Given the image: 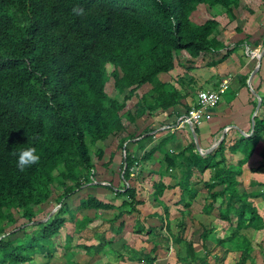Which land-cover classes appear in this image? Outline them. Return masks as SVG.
Here are the masks:
<instances>
[{
    "label": "trees",
    "instance_id": "obj_1",
    "mask_svg": "<svg viewBox=\"0 0 264 264\" xmlns=\"http://www.w3.org/2000/svg\"><path fill=\"white\" fill-rule=\"evenodd\" d=\"M239 1L0 0V264H26L37 255L47 258L43 263L47 264L61 247L65 256L71 248L99 253L111 246L115 239L112 234L98 237L96 246L77 245L74 238V233L92 221L86 216L78 219L77 211L94 210L97 219L102 212L114 208L113 204L93 196L81 200L76 209L68 204L92 181V146L124 130L120 112L143 85H151L150 99L144 95L138 98L137 117L157 109L165 112L186 98L188 93L161 82L158 75L172 71L181 52L197 58L222 48L214 37L218 22L211 18L198 25L191 21V14L202 4L209 8L220 6L233 20L232 11ZM109 77L118 94L126 93L123 101L105 92ZM245 81L246 77L243 84ZM254 93L261 96L255 89ZM260 100L259 111L264 116V98ZM253 120L252 135L239 138L228 148L231 154H242L235 165L224 154V141L202 157L190 146L174 154L167 149L168 140L164 138L142 156L143 160L149 159L159 151L163 171L175 179L173 186L162 181L154 183L153 201L159 203L166 191L178 188L180 198L174 205H181L183 211L190 208L198 193L190 182L193 175L202 178L208 173L203 188L209 203L203 211L210 214L216 209L230 226V214L233 215L232 231L218 244H227L239 253L235 264L255 263L254 246L246 232L264 236V211L260 214L254 204L256 200L264 203V183L251 180L249 187L259 189L239 190L244 181L241 167L264 135V117L255 116ZM132 138L135 137H122L118 145L124 151L122 162L119 155L124 181L139 159L124 146ZM143 139L150 141L151 136ZM27 146L36 149L39 160L20 169L13 152ZM102 154L98 150L94 156L100 159ZM114 158L115 154H111L109 161ZM58 178L62 186V194L57 197L59 208L46 221H40V206L49 202ZM114 194L113 199H121V203L114 217L107 220L106 229L121 231L124 229L121 218L136 211V206L143 202L137 199L135 188L123 186L115 189ZM183 211L180 219L166 222L165 231L173 244L184 240ZM15 214L22 221L21 226L6 231L8 224L17 223ZM165 215L169 217L168 207ZM27 225L35 229L27 232ZM63 227L69 231L57 246L53 238L60 235ZM142 231L141 226L136 233ZM207 232L203 231L199 237L203 243ZM12 235L21 237L17 240ZM156 249L153 247L141 259L128 257L125 261L153 264ZM260 252H264V246ZM183 259L188 264L206 263L205 256L194 250L190 240L185 241Z\"/></svg>",
    "mask_w": 264,
    "mask_h": 264
},
{
    "label": "crops",
    "instance_id": "obj_2",
    "mask_svg": "<svg viewBox=\"0 0 264 264\" xmlns=\"http://www.w3.org/2000/svg\"><path fill=\"white\" fill-rule=\"evenodd\" d=\"M200 6H204V5L203 4L199 5L190 16L191 21L198 25L203 24L207 20L206 19L204 21H198L197 19H194V16H197V10ZM261 15H263L261 18L262 24L258 22L256 23L252 22L248 24L245 29L244 28L241 29L240 27L242 31H240L239 34H235L234 30L236 31L237 29L233 28L232 30L228 31L230 33L228 37L225 36L221 37L218 35L217 36L214 35L215 39L222 44V48L219 51L209 52L197 58H191V62L189 61L190 66L194 68L189 66L184 68L189 76H185L186 78H184V76L181 75V77L183 78H181L182 80L178 82L177 88L175 87L177 90L181 91L182 93L185 94L188 93L187 97L182 99L178 105L174 106L173 108L165 112L161 111L160 109H157L158 114L156 119L158 121L157 122L158 124H156L157 128H154L153 132H150L145 135L137 136L135 138H132L131 140L127 139L125 141L124 146H126L127 150L129 149L130 153H133L134 155L137 156V158H139L138 160H136L134 166L131 169V172H133V174L131 175L133 176L132 179L129 178V180L124 181L122 179L123 176L122 173L118 174L114 172L112 165L114 167H118V166L120 167L121 165L118 156L120 155V153L117 154L118 146H115L114 150L116 151L111 153V154H115V158L113 162H110L109 161L110 158H109L108 162L109 164L111 163L112 164L110 165V169L107 170L106 175L105 176L101 175L99 182L96 184L94 183L86 184L76 195H74L68 201L71 205L70 208L76 209L81 200H85L88 196H93L94 198L103 200L104 202H109L114 205L113 209L104 212L117 213V207L120 205L121 200L117 199L114 201L113 199L115 195L114 190L120 189L122 182H124L126 184L129 183L131 185L134 184L133 187L130 186L129 184L128 186L126 185L127 187L134 188L136 187V185L140 186V188L136 190L137 199L143 202L139 206L145 209L146 212L144 214L145 216H141V220H138L136 218L138 221L135 220L134 222L135 227L133 228V230L132 229L124 230L126 225L122 217L121 221L124 223V229L121 231L106 230V229L103 230L82 229L81 231H78V233L72 232L75 234L74 238L76 239L75 242L77 243V245L80 244L79 243L80 241H83L85 243H82L81 246H96L98 244V237H100L101 235L108 236L110 234L115 236V241H116L119 240L121 237L123 238V236H126V234H132L134 232H137V229L142 226L143 231L140 233V235L146 234V239H148L147 235L153 236V240L152 239H149L150 241L145 240L150 242L148 253L151 251L153 247L156 246L157 249L155 250L154 255L155 257L157 255L156 261L158 262V264L175 263V262L172 263L171 262L172 260L167 258L165 252L161 250L166 248L167 244L165 243V240H163L164 238L163 231L159 232L158 230L164 227L163 230L165 234L168 235V233L165 231L167 219L169 221L174 222L181 218L180 212L183 211V208L181 207V205L178 206L174 205L175 202H177L180 198V191L178 188H173L169 191H166L163 197L161 198V201L163 202L164 205L163 207L157 202H154L152 198V191H153L152 185L154 183L162 181L165 185L173 186L175 184V179L171 178L168 174H166L165 170L161 172L160 162L162 155L161 153H159V151H156L149 159L143 160L142 156L153 147V145L149 146V144L151 145V143H154L155 145H157L162 139L166 138L168 140L167 143L169 145L167 149L172 150L174 154H176L182 148L190 146L192 147L194 153L202 157H206L209 154H211L214 150H216L218 145L222 141H224V146H225L224 154L229 158L230 163L235 165L237 164L238 161L242 159V154L240 152L231 154L229 153L228 148L232 144H234L239 138L241 137L247 138L252 135L251 134L253 131L252 116L255 110L254 102L256 101L257 103V98L253 95L252 91L254 92V89L257 90V92L261 95L260 98L261 97L264 98V30H263L264 13ZM257 51L258 54L256 58H253L252 60V56H254V54ZM226 53H229L227 55V58H225L221 62H218L219 58H221ZM261 54L262 56L259 62V56ZM212 62H217V63L215 65H211ZM178 66L182 67V65H179L176 60L175 67L170 72H173ZM257 66L258 68L254 73V75L252 76L249 84L248 83L249 77L254 72ZM169 73L159 74L158 78L160 75H167ZM245 77H246V81L245 84H243V78ZM222 82H227L228 88L223 94L225 96L222 95V99L220 100V102L215 106L206 108L202 119L195 126L184 125L181 128L178 127L177 120L182 115L186 114V112L189 111L192 107L196 106L197 93L200 91H214L218 88V86ZM147 85L149 84H145L142 87ZM145 115H147V113H145L143 116ZM256 116H258L259 118L264 117L262 115V111L259 110ZM148 127H153V126L150 125ZM145 136H151V140H150L151 142L147 143L145 147L141 146L142 144L137 145V143L139 141L141 142L142 138ZM109 137H113V135ZM122 152L124 153V151ZM138 155L140 156L138 157ZM241 168L243 172L241 175L242 180H244L247 177L251 179V175H253L254 178L252 177L251 179L252 181L264 183V135L262 136L256 147L254 148L253 153L250 155L246 163H244ZM91 178L94 179L92 176ZM208 178H209L208 173L206 175H203L202 178H198L195 175H193L190 182L198 190L197 195L199 194L202 195V204L199 207V212L201 213V215H204L205 217H210L216 211V213H218L217 214L218 217L219 212L216 209L212 210L210 214H205L203 211L205 210V207L209 203V201H206L207 194L203 188V183L204 181L208 180ZM146 188H148V190ZM90 192L92 193V195L90 194ZM196 197L194 201L196 200ZM194 201L192 202L189 209L183 211V216H185L183 221L186 225L183 235L184 240L178 244H173L172 239L170 238V236H168L170 244L175 247H178V249H180L182 245H185V241L188 240L191 241L192 237H190V239L188 238L189 232L190 235H192V232H195L193 228V222H194L193 218L195 214L192 210L194 207ZM254 204L259 211L258 205H256V201ZM166 207L169 208L168 218L165 215ZM151 209L153 210L152 212ZM138 210L139 209H136V211L125 216H132L135 214H137L138 216V213L140 212V210L139 211ZM263 211H264V206L259 211L260 214H262ZM80 212H83V217H81L80 219L84 218L86 216L84 213H88V212H92L91 222H93V220L95 219L94 216L96 214L94 210L81 209L77 211L76 216ZM104 212H102L100 214V217L97 218V220H99L100 222L101 221L103 222L106 218V216H104L103 214ZM77 218L79 219V217ZM144 221H146V223H143ZM148 227H151L149 230H151L152 232L147 230ZM203 231H208L207 232V236H208L211 230H201L199 237ZM248 233L255 234L254 232H246L247 236ZM82 234L91 235L92 238L86 240L82 237L83 236ZM65 235H64V239H65ZM141 238L145 239L142 236ZM199 240L202 245L201 249L205 254L209 250L207 248V245H209L210 242L209 240L207 241V237L204 243L201 241L200 238ZM106 249L107 248L105 247L99 253L95 252V250H92L93 255L91 256L87 255V253L90 250L86 251L85 249L79 248L77 249V251L84 252V256L86 260H89V262L87 261L85 263L94 264L100 262L99 260L104 259L105 253L104 254L102 253L104 252V250L106 251ZM111 249L113 250V248ZM108 251H110V248H108ZM67 254L65 255V257L68 256ZM158 256H160V258H158ZM118 258L121 261H125L127 257L125 256L123 259L121 257ZM134 259H141V257L139 258L136 257ZM159 259L161 260L158 261ZM162 260H166V262ZM124 263H128V261H125Z\"/></svg>",
    "mask_w": 264,
    "mask_h": 264
},
{
    "label": "rangeland",
    "instance_id": "obj_3",
    "mask_svg": "<svg viewBox=\"0 0 264 264\" xmlns=\"http://www.w3.org/2000/svg\"><path fill=\"white\" fill-rule=\"evenodd\" d=\"M234 18L233 20L230 19V17H228L227 13L225 12L224 8L217 6V7H213V8H209L207 6H200L197 10V16H194V19H197L198 21H204L206 19H211L214 18L219 26L217 28V31L215 33V36H225L228 37L229 36V30H232L233 28L237 29L236 31L234 30L235 34H239L240 31H242V28H246V26L252 22H258L260 24H262V16L261 14L264 13V0H240L239 1V5L237 8H235L232 11ZM197 17V18H196ZM253 18V19H252ZM241 27V29H240ZM263 28V27H262ZM264 30V29H263ZM258 54V51L254 54V56H252V60L253 58H256V55ZM177 63L179 65H182V67H177L173 72H170L167 75H160L158 79L161 80V82L163 81V83H167L169 85H172L174 87L177 88L178 86V82L180 80H182L181 75L184 76V78H186L185 76H189L186 73V70L184 68L186 67H192L190 66V62H191V58L188 56V54L181 52L180 54H178V56L176 57ZM190 61V62H189ZM194 68V67H192ZM110 67H108V72H110ZM185 80V79H184ZM186 81V80H185ZM227 84V82H226ZM228 85V84H227ZM205 89V88H203ZM150 91H151V85H147L144 86L142 88H139L135 94L129 98L126 102H125V107L124 109L120 112V115L122 117V122L124 124V130L116 133L113 135V137H108L105 141L103 142H98L96 143L94 146H92L91 151H92V160H93V164H94V169H93V175L92 177L94 178V181L92 180L90 183H98L100 180V176H105L107 173V170L110 169V165L108 160L110 158V154L112 152H115L116 150H114L115 146H118L120 141V138H128V137H137L140 135H145L148 134L150 132H153L154 128H157L156 124H158L157 122V110L153 111L145 116L142 117H137L135 115V111L137 109V100L139 97L141 96H146L148 99L149 95H150ZM105 92L107 93L108 96H110L111 98H115L116 100H118L119 102L123 101V97L126 96V93L123 94H118V92L114 89L113 87V79H111L110 77L108 78L106 84H105ZM135 96V98H134ZM225 96V95H223ZM222 99V98H221ZM152 125L153 127H148ZM144 138V137H143ZM151 141H149V139L147 140H142L141 142L139 141L137 143V145H141V146H145L147 143H149ZM127 144V143H126ZM154 145V143H151V145L149 144V146ZM169 146V145H168ZM101 151L102 157L100 159H97L96 156H94L96 154L97 151ZM117 154L120 153V161L123 159V155L124 153L122 152V149L117 148ZM129 151V149H128ZM119 156V155H118ZM140 155H138L139 157ZM122 162V161H121ZM106 164V165H105ZM103 165V166H102ZM105 165V166H104ZM160 162V167H161V172H163V165ZM116 166V165H115ZM113 167L114 172L118 173V174H123L122 168L121 166L118 167ZM133 174V172L130 173L129 178H133V176H131ZM54 176L55 178L58 177L57 172H54ZM97 177V178H96ZM253 175H251V179H252ZM129 178L127 180H129ZM254 178V177H253ZM248 177L244 179V181L242 182L241 186H239V190L240 191H254L255 189H259L256 187H249L248 182L251 180ZM59 178L55 180V182L53 183L52 186V195L51 198L49 200V202L44 203L42 206H40L39 209V219L40 221H46L49 217V214L52 212H55L58 208L57 206V197L59 195L62 194V186L59 183ZM129 184V183H128ZM128 184L122 182L121 188L125 185L128 186ZM130 186L133 187L134 184H129ZM136 190L138 188H140V186L136 185V187H134ZM148 190V188H146ZM144 192V190H143ZM146 192V190H145ZM90 194L92 195V193L90 192ZM117 200V199H116ZM121 200V199H120ZM159 203L162 207L163 202L161 201V199H158ZM115 201V200H114ZM70 205V203H68ZM202 204V195L199 194L196 197V200L194 201V207H193V212H194V222H193V228L195 230V232H192V235H190V232L188 234V238H191V241L193 243L194 246V250L198 252V254L200 256H205V260L206 263L205 264H235L239 258V253L237 251H234L233 248L229 245H220L218 244V242L220 240H223L224 238H226L229 233L232 231V227L233 224H235V219L233 218V215L230 214V217H232V225H228L227 222L223 219H221L219 216L217 217L216 211L214 212L213 215H211L210 217H205L204 215H201V213L199 212V207ZM260 204V205H259ZM256 205H258L259 211L261 210V208L264 206V203H262L261 201L256 200ZM71 206V205H70ZM128 209V207L126 208ZM136 209H139L140 212L135 215L132 216H125L128 215L129 213H126L123 216V220L125 221V229L124 230H130L135 227L134 226V222L135 220H141V216H145L144 214L145 209L140 207L139 205L136 206ZM138 210V211H139ZM147 210V208H146ZM153 210L151 209V212ZM47 212H50L47 215ZM142 212V213H141ZM200 213V214H197ZM87 217L92 218V212H88V213H84ZM104 216H106L105 220L102 222H100L97 219H94L93 222L86 224L85 229L86 230H103L106 229L107 226H109V223L107 220L112 219L114 217V215L116 214V212L110 213V212H104L103 213ZM141 214V215H140ZM137 216V217H136ZM77 217H79V219L81 217H83V212H80L77 214ZM15 218L17 223L16 224H8L6 226V231H11L14 230V228H16L17 226H21V220L18 221V216L15 214ZM138 220H137V219ZM97 220V221H96ZM143 223H146V221H144ZM117 223H115V228L117 227ZM146 225V224H144ZM164 225V224H163ZM144 228V226H143ZM151 227H148L147 230H149ZM172 228H174V225H172ZM35 228L32 227L31 225H27L25 226V230L27 232H31V230H34ZM157 229V228H156ZM164 227H162V229L160 228V230H158L159 232L163 231L164 234V238L163 240H165L166 248L161 249L163 252H165V255H167L166 257L169 258L170 260H172L171 262H175L173 264H188L185 262L184 256H185V245H182L180 249H178V247H175L173 245L170 244L168 235L165 234L164 232ZM107 230V229H106ZM201 230H211L210 233L207 236V241L209 240L210 244L207 245V248L209 249L208 252H206L205 254L203 253L202 245L200 243L199 240V234ZM69 230L67 229V227H63L61 229V233L60 235L54 237L53 239L55 240V245H60L61 242H63L64 239V235L65 233H67ZM132 233V232H131ZM86 234V233H85ZM82 234L83 238L86 240H89L92 238L91 235H85ZM19 237H21V235H12V238H16L17 240H19ZM144 237L145 239L141 238ZM148 239H146V234L145 235H140L136 232L132 233V234H126V236H123V238L121 237L119 240L114 239V242L111 244V246L107 247L106 246V251L104 250V252L102 254L105 253V257L102 260H99L100 262L94 263V264H131L130 262L128 263H124L125 261H121L118 257L119 255L123 256V257H130V258H143V255L148 253V248L150 247V242L145 241V240H149L152 239L153 240V236L152 235H147ZM248 237L252 243V246H254V251L252 252V256L254 257V264H263L264 263V252L261 254V250L262 247L264 246V236L263 233H256L252 234V233H248ZM76 241V239H75ZM150 241V240H149ZM81 245L82 243H85L83 241L79 242ZM108 248H110V251H108ZM113 248V250L111 249ZM142 248V249H141ZM144 248V250H143ZM131 249V250H130ZM62 247L58 248L57 251L55 253L52 254V258L48 260L47 264H87L85 262H89V260H86L85 256H84V252H79L77 251V248H72L69 253L67 254L68 256H64L63 255V251H62ZM87 255L91 256L93 255V251H89L87 253ZM169 255V256H168ZM157 257V255H156ZM158 258H160V256H158ZM135 260V259H134ZM157 260V259H156ZM155 260V262L153 264H158V262ZM161 259H159L158 261H160ZM175 260V261H173ZM45 261H47V258L42 257L40 255H37L33 258V261L30 263H26V264H43ZM164 262H166V260H162ZM161 263V262H160ZM89 264V263H88ZM93 264V263H91ZM133 264H139V263H133ZM164 264H170V263H164ZM196 264H204V263H196Z\"/></svg>",
    "mask_w": 264,
    "mask_h": 264
},
{
    "label": "built area",
    "instance_id": "obj_4",
    "mask_svg": "<svg viewBox=\"0 0 264 264\" xmlns=\"http://www.w3.org/2000/svg\"><path fill=\"white\" fill-rule=\"evenodd\" d=\"M257 56V55H256ZM227 88L226 82L219 85L216 91H200L197 93L196 106L192 107L186 114L182 115L177 120V126L183 127L184 125L195 126L199 123L204 115L206 108L217 105L221 100V95ZM94 180V179H92Z\"/></svg>",
    "mask_w": 264,
    "mask_h": 264
},
{
    "label": "clouds",
    "instance_id": "obj_5",
    "mask_svg": "<svg viewBox=\"0 0 264 264\" xmlns=\"http://www.w3.org/2000/svg\"><path fill=\"white\" fill-rule=\"evenodd\" d=\"M74 11L82 10L74 9ZM13 155L16 156V166L20 169H24L26 166H29L39 160V155L37 154L36 149L31 146L17 149L13 152Z\"/></svg>",
    "mask_w": 264,
    "mask_h": 264
},
{
    "label": "water",
    "instance_id": "obj_6",
    "mask_svg": "<svg viewBox=\"0 0 264 264\" xmlns=\"http://www.w3.org/2000/svg\"><path fill=\"white\" fill-rule=\"evenodd\" d=\"M261 56H262V54L259 56V62H260V58H261ZM258 66H259V63H258ZM258 66L256 67V69L254 70V72L250 75V77H249V81H248V83L250 84V80H251V78H252V76L254 75V73L256 72V70H257V68H258ZM252 93H253V95L257 98V103H256V106H255V110H254V113H253V116H252V130L254 129V117L256 116V114H257V112H258V110H259V108H260V97L257 95V94H255L253 91H252ZM58 208H59V206H58ZM57 208V209H58ZM54 212H52V213H50L49 214V218L52 216V214H53Z\"/></svg>",
    "mask_w": 264,
    "mask_h": 264
}]
</instances>
